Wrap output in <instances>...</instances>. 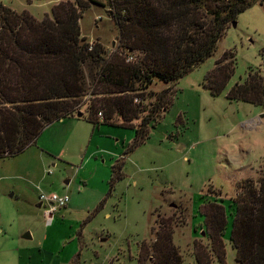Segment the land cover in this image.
<instances>
[{"label": "rangeland", "instance_id": "1", "mask_svg": "<svg viewBox=\"0 0 264 264\" xmlns=\"http://www.w3.org/2000/svg\"><path fill=\"white\" fill-rule=\"evenodd\" d=\"M58 1L0 3L39 19L51 16L50 7ZM93 1L77 18L79 35L99 42L106 54L117 48L118 31L108 0ZM224 50L232 52L233 71L219 93L210 95L202 77ZM137 54L132 51L126 59ZM250 71L264 74V4L258 0L236 14L233 25L226 23L205 59L172 83L153 79L146 86L151 94L164 87L174 92L136 146L129 147L131 126L86 119V94L76 105L82 114L63 117L58 125L70 139L57 158L32 147L0 158V264H136L137 243L148 244L157 223L168 218L181 264H195V246L206 253L207 264H236L228 240L232 199L241 179L256 184L263 172L264 106L227 99L225 93ZM84 72L87 76L85 67ZM150 101L145 95L138 109L146 110ZM109 119L119 122L115 115ZM112 162L120 165L117 179L111 178ZM39 192L68 196L48 221L36 206ZM204 202L224 211L221 263L202 225Z\"/></svg>", "mask_w": 264, "mask_h": 264}, {"label": "trees", "instance_id": "2", "mask_svg": "<svg viewBox=\"0 0 264 264\" xmlns=\"http://www.w3.org/2000/svg\"><path fill=\"white\" fill-rule=\"evenodd\" d=\"M256 1L108 0L118 33L117 48L106 54L99 42L88 43L79 35L77 18L93 0L58 1L50 7L51 16L39 19L0 3V158L34 144L49 122L75 116L77 101L86 94V119L92 124L131 126L129 147L136 146L146 136L147 124L171 103L174 92L164 87L151 94L146 86L153 79L172 83L205 59L226 23ZM258 2L264 4V0ZM135 50L137 56L127 60ZM230 52L224 50L202 77L210 95L219 93L233 71ZM145 95L153 101L147 102L146 110L138 109ZM225 97L264 106V74L246 72ZM97 111L101 121L96 119ZM143 111L146 114L138 119ZM111 115L119 122H111ZM133 118L138 119L135 126ZM262 164L256 184L241 179L232 199L228 240L236 264H264V157ZM110 167L111 178H119V163L112 162ZM204 205L202 225L210 251L221 263L224 211L213 202ZM169 220L157 223L148 244L137 243L136 264H181L180 253L170 241ZM205 254L195 246V264H207Z\"/></svg>", "mask_w": 264, "mask_h": 264}, {"label": "crops", "instance_id": "3", "mask_svg": "<svg viewBox=\"0 0 264 264\" xmlns=\"http://www.w3.org/2000/svg\"><path fill=\"white\" fill-rule=\"evenodd\" d=\"M65 118L67 120L72 119ZM61 119L62 118L46 124L35 137L34 144H30L24 149L32 147L40 155H46L51 159L57 158L56 156L61 153L62 147L66 145L70 139L68 135L58 129L59 123L62 122ZM36 206H38V202H36Z\"/></svg>", "mask_w": 264, "mask_h": 264}, {"label": "built area", "instance_id": "4", "mask_svg": "<svg viewBox=\"0 0 264 264\" xmlns=\"http://www.w3.org/2000/svg\"><path fill=\"white\" fill-rule=\"evenodd\" d=\"M102 115L100 111L96 112V119L101 121ZM37 202L38 205L42 206L45 213V219L48 221L50 215L52 212L55 211V209L59 206H62L65 204V202L68 200L67 194L65 192L62 193H44L39 192L37 195Z\"/></svg>", "mask_w": 264, "mask_h": 264}, {"label": "water", "instance_id": "5", "mask_svg": "<svg viewBox=\"0 0 264 264\" xmlns=\"http://www.w3.org/2000/svg\"><path fill=\"white\" fill-rule=\"evenodd\" d=\"M108 11H109V10H107L106 12H108ZM230 24L233 25V24H234V20L231 21ZM81 114H82V112L79 111V110H77V111L75 112V116H77V117L80 116Z\"/></svg>", "mask_w": 264, "mask_h": 264}]
</instances>
